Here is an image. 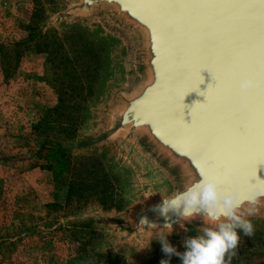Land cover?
Wrapping results in <instances>:
<instances>
[{"label":"rangeland","instance_id":"obj_1","mask_svg":"<svg viewBox=\"0 0 264 264\" xmlns=\"http://www.w3.org/2000/svg\"><path fill=\"white\" fill-rule=\"evenodd\" d=\"M75 1L0 0V264H160L162 237L123 231L147 203L127 140L109 135L128 90L108 94L115 53ZM253 224L231 264L264 263ZM187 227L167 238L180 252L201 235Z\"/></svg>","mask_w":264,"mask_h":264},{"label":"water","instance_id":"obj_2","mask_svg":"<svg viewBox=\"0 0 264 264\" xmlns=\"http://www.w3.org/2000/svg\"><path fill=\"white\" fill-rule=\"evenodd\" d=\"M75 2L79 20L93 22L115 53L120 83L108 94L128 90L108 119L109 135L127 140L126 163L140 174L147 203L123 231L143 241L185 236L193 224L202 234L215 224L203 217L177 223L170 213L173 229H162L166 221L153 209L199 180L209 157L232 173L234 186L226 190H247L243 178L264 152V86L246 94L241 84L247 65L264 60V0ZM256 169L252 184L264 181V163ZM250 207L244 203L241 212ZM254 207L247 218L264 223V198ZM145 218L156 227L142 226Z\"/></svg>","mask_w":264,"mask_h":264},{"label":"clouds","instance_id":"obj_3","mask_svg":"<svg viewBox=\"0 0 264 264\" xmlns=\"http://www.w3.org/2000/svg\"><path fill=\"white\" fill-rule=\"evenodd\" d=\"M255 86V81L247 79L241 84V90L247 92ZM261 198H264V181L257 179L255 184L249 181L246 191L239 188L228 191L216 176L211 175H201L199 180L182 191L164 198L162 204L153 209L166 221L162 229H173L170 213L177 217V223L181 219L191 221L203 217L215 226L205 227L201 235L186 237L183 252L167 239L172 232L162 236L158 242L167 259H161L160 264H171L173 256L178 257L181 264H231V257L237 255L241 233L249 238L254 235V224L247 216L255 214L254 206ZM244 203L253 205L246 213L241 212ZM141 225L156 227L146 218Z\"/></svg>","mask_w":264,"mask_h":264},{"label":"snow or ice","instance_id":"obj_4","mask_svg":"<svg viewBox=\"0 0 264 264\" xmlns=\"http://www.w3.org/2000/svg\"><path fill=\"white\" fill-rule=\"evenodd\" d=\"M246 71L248 73V79L255 81L256 86L249 89L245 93L251 94L261 90L262 86H264V60L260 61L259 64L249 63L247 65ZM261 163H264V152H261L260 158L252 164L251 171L243 178V183L248 184L249 181L256 178V166ZM207 167L208 171L206 173H201V175L216 176L221 181V185L224 188H230L234 186L233 181L230 179V171L228 168L217 167L211 157L208 159Z\"/></svg>","mask_w":264,"mask_h":264},{"label":"trees","instance_id":"obj_5","mask_svg":"<svg viewBox=\"0 0 264 264\" xmlns=\"http://www.w3.org/2000/svg\"><path fill=\"white\" fill-rule=\"evenodd\" d=\"M101 49L104 51V49H103V47H102V46H101ZM241 235H243V233H241ZM254 235H255V232H254ZM236 258H238V256H236ZM236 258H235V259H236ZM235 259H234V260H235ZM234 260H233V259H231V262H233ZM263 264H264V263H263Z\"/></svg>","mask_w":264,"mask_h":264}]
</instances>
